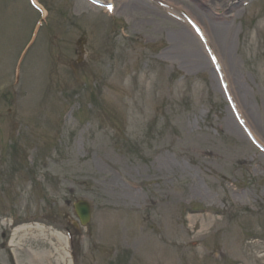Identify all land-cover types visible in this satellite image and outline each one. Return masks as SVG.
Instances as JSON below:
<instances>
[{
	"label": "rangeland",
	"instance_id": "374dc122",
	"mask_svg": "<svg viewBox=\"0 0 264 264\" xmlns=\"http://www.w3.org/2000/svg\"><path fill=\"white\" fill-rule=\"evenodd\" d=\"M38 1L46 16L0 0V264H264V0ZM226 23L236 28L231 69L212 27ZM181 28L214 88L184 52L167 54ZM225 112L239 133L200 126ZM169 125L190 137L176 151L219 153L207 171L190 163L205 197L178 203L182 179L145 173ZM131 181L146 197L162 189V201L131 202ZM83 199L87 226L74 210ZM62 229L76 234L73 258Z\"/></svg>",
	"mask_w": 264,
	"mask_h": 264
},
{
	"label": "bare ground",
	"instance_id": "6f19581e",
	"mask_svg": "<svg viewBox=\"0 0 264 264\" xmlns=\"http://www.w3.org/2000/svg\"><path fill=\"white\" fill-rule=\"evenodd\" d=\"M196 1H200V0H196ZM203 1H205L204 3H206V5L211 4L209 6H206L207 8H211L215 6L214 5L215 1H222V0H203ZM221 4L226 7L228 6L227 3H221ZM129 6L131 7V9H136L137 7L144 8L145 3L133 0V2H129L127 8ZM212 27H214V31L216 30L215 37L217 36V43L221 45L219 46L220 48H222V51H224V53L226 52L223 57L222 55L220 57V54H219L220 60L221 62H223V65L225 67H228L229 62L231 61L230 56L232 57L231 52L234 46L233 43H234V34H235L236 28L234 25L227 24V23L220 24V25L213 24ZM180 31L181 33H178V32L174 33L175 34L174 40L176 43V47L170 48L167 51V54L172 55V54H175L174 52H177V51L184 52L185 53L184 57L188 61L192 62L191 63L192 70L197 73L207 74L210 77L211 81L213 82L212 87L214 88L216 86L214 83L215 79H213L214 77H212L209 74L210 69L206 63V59H204L205 57L203 58L202 54L199 52L194 40L191 39L190 34L186 32L183 28H181ZM245 46L246 44L244 45V47ZM218 49L217 48L214 49L216 50V53H219ZM229 67L231 69V62H230ZM142 113H143L142 120H146L143 111ZM223 115H224V119L222 120V123H217L213 120H209L210 116L207 115L208 120L204 123L200 121V126L201 127L210 126L209 128L205 129V131L208 134H210L211 127L213 126H216V128L221 129V130L224 129L227 132L236 133L237 131L239 133V130L237 129L236 124H234V119L232 120L231 116L227 114L226 112L223 113ZM156 116L158 115L156 114ZM185 116H186L187 122L184 123V125L187 124L188 126H192L193 124L192 117L194 116L192 114H186ZM152 120H155V118H153ZM169 123H171L170 120H169ZM165 136L167 138L162 143V146L159 148V150L156 152V155L155 154L150 155L154 159L151 161L149 167L147 165L146 166L143 165V167H145V170H144L145 173L146 174L148 173L157 174L158 172L159 174H161V175H158V180L162 181L163 185H170L169 182L171 179L172 181L182 179L183 181V184H182L183 188L181 189L182 191L180 190L181 192L178 193L180 194L179 196L177 197L174 196V198L176 199V202L178 203L181 201H185L184 198L189 197L192 194L199 195L201 193L200 196H203L204 195V193L202 194L203 190L201 189L199 184L196 182V179L193 174V169L192 167H190V163L201 165L200 169H202L203 172L204 170L207 171V168H208L207 161H209L211 158L220 159L219 153L216 152L215 150H212L209 147H203L204 144L201 146H197V147L191 146L190 150L188 151V152L194 153V156L191 158L188 156L187 151L183 149H179V151L175 150L179 144L183 143L184 141L190 138L186 136V133L183 130H182V136L177 137L172 133L170 129V125H169L166 128ZM198 138H202V136H198ZM198 143L202 144L203 142H198ZM172 152H175V154L174 153L172 154ZM249 159L250 157H248V160ZM183 160H188L189 163L185 164L183 163ZM135 166H136L135 170L137 171L141 168L139 164H135ZM152 178L153 177L151 176V180ZM150 182L151 181H149V183ZM131 186H132L131 187L132 189L128 191L127 193H131L130 196L132 197V199H130V201L134 202L135 204L139 202L140 205H148V206H145L148 209V208L155 206L156 204L158 205L162 201V199L161 200L156 199L157 196L158 197L162 196V189L155 191L152 186L147 187L148 197H146L142 195L139 190L136 189V188H139L136 182L131 181ZM118 187L122 188L121 184H119ZM166 199H169V197H166ZM167 206L168 205H165L164 207H167ZM245 206H249V205L242 203L241 201L237 199V207H245ZM245 208L250 209V211L252 210V208H249V207H245ZM206 226H208L209 228H214L215 226H217L216 220L211 221L210 224H208L207 222ZM197 234L199 235V233ZM249 244H251V242Z\"/></svg>",
	"mask_w": 264,
	"mask_h": 264
},
{
	"label": "water",
	"instance_id": "95a60500",
	"mask_svg": "<svg viewBox=\"0 0 264 264\" xmlns=\"http://www.w3.org/2000/svg\"><path fill=\"white\" fill-rule=\"evenodd\" d=\"M76 212L79 215L82 223L85 225L87 224L91 219V207L89 203L85 201H80L75 205Z\"/></svg>",
	"mask_w": 264,
	"mask_h": 264
}]
</instances>
